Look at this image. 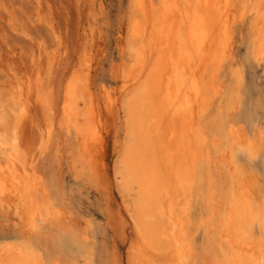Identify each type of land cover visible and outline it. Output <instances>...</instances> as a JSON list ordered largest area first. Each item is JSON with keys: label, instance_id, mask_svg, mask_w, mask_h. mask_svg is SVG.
<instances>
[{"label": "bare ground", "instance_id": "obj_1", "mask_svg": "<svg viewBox=\"0 0 264 264\" xmlns=\"http://www.w3.org/2000/svg\"><path fill=\"white\" fill-rule=\"evenodd\" d=\"M238 22H249L253 58L264 61V0H131L115 66L122 85L102 83L101 100L95 97L90 76L104 59L92 66L93 50L67 81L64 118L94 168L104 101L131 264H189L201 228L217 251L213 264H264V177L239 159L262 152L264 160V131L252 116L240 139L235 96L226 102L218 85ZM15 110L0 97V214L6 222L12 209L19 218L13 235L0 237V264H80L81 249L56 256L39 234L55 212L5 129L22 116Z\"/></svg>", "mask_w": 264, "mask_h": 264}, {"label": "rangeland", "instance_id": "obj_2", "mask_svg": "<svg viewBox=\"0 0 264 264\" xmlns=\"http://www.w3.org/2000/svg\"><path fill=\"white\" fill-rule=\"evenodd\" d=\"M130 3L0 0V97L13 102L15 111L22 113L18 120L15 115L9 118L5 129L16 139L29 172L36 183L39 180L55 212L54 218L41 224L39 234L56 256L65 257L81 249L80 264H131L130 230L122 231L117 216L122 198L117 191L114 142L108 132L111 123L104 101L100 103V139L93 149L95 168L83 157L61 104L67 81L87 50H93L92 66L104 59L98 75L92 72L90 76L95 97L101 100L102 83L122 85L115 66L118 46L126 37V28L120 25ZM248 23L235 25L232 56L218 82L226 102L235 96L234 126L240 139L249 129L247 118L252 116L259 123L258 131H264V61L253 58ZM127 63L124 70L129 68ZM236 74L242 79L240 83H236ZM49 99L53 101L51 107ZM215 111L210 121L217 119ZM239 159L244 167L264 177L262 152ZM14 214L11 209L6 222L0 214V237L13 235L12 226L19 220ZM206 238V229H199L192 240L189 264H213L217 251Z\"/></svg>", "mask_w": 264, "mask_h": 264}, {"label": "snow or ice", "instance_id": "obj_3", "mask_svg": "<svg viewBox=\"0 0 264 264\" xmlns=\"http://www.w3.org/2000/svg\"><path fill=\"white\" fill-rule=\"evenodd\" d=\"M34 227H35V225H34ZM50 264H51V262H50Z\"/></svg>", "mask_w": 264, "mask_h": 264}]
</instances>
